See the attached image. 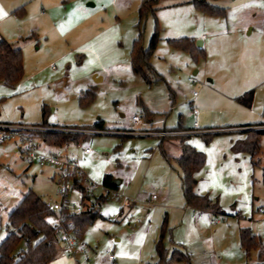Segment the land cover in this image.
I'll return each instance as SVG.
<instances>
[{"label":"rangeland","instance_id":"obj_1","mask_svg":"<svg viewBox=\"0 0 264 264\" xmlns=\"http://www.w3.org/2000/svg\"><path fill=\"white\" fill-rule=\"evenodd\" d=\"M125 1L108 0L109 15L104 25L116 31L113 26L118 24L121 34L116 44L111 39L106 43L108 59L112 60L106 65L95 59L85 65L87 58L82 51L72 53V59L59 56L63 53L57 51L58 46L73 49L80 43L78 39L57 42L51 53L44 41L28 43L23 51L22 85L14 90L0 84V99L4 97L0 100V119L39 123L47 106L51 122L89 125L101 118L107 127L119 129L110 130L116 133H95L79 126L73 133L80 135L81 144L68 149L95 182L103 183L106 173L122 178L120 190L135 203L126 205L123 199L113 197L99 207L101 216L85 233L90 260L84 264H112L105 255L110 246L114 247L117 264H155L156 242L164 220V244L170 255L174 248L190 255V261L172 264L252 263L255 254L250 258L245 254L237 231L250 226L264 238V134L257 165L243 154L238 162L230 159L228 142L223 139L206 144L202 137L193 138L192 144L208 159L197 190L214 197L228 212L234 208L239 213L221 216L186 205L181 169L175 159L179 151L176 144L192 134L172 127L180 117L185 126L193 127L198 120L202 128L264 121V0H210L226 9L224 15H211L190 0H158L155 13L149 11L140 27L141 0ZM157 28L159 39L151 63L164 80L149 84L133 71L131 50L141 32L142 45L148 48ZM194 36L202 40L196 57L169 42ZM90 69L104 80L95 83ZM190 77L197 82H190ZM89 84L95 85L94 99L81 102ZM249 88L255 90L252 108L236 100ZM194 105L200 111L198 116L191 113ZM147 110L155 114L148 113L146 118ZM133 115L140 117L138 124L133 122ZM164 126L179 133L165 138L129 133L159 132L166 130ZM254 129L258 128L246 130ZM162 140L169 161L160 148ZM15 146L13 142L0 143V241L8 233V214L29 189L46 201L62 199L52 178L53 169L27 164ZM87 146L90 154L84 153ZM153 194L159 198L153 200ZM69 199L80 203V190L74 188ZM49 220L52 224L57 221Z\"/></svg>","mask_w":264,"mask_h":264},{"label":"trees","instance_id":"obj_2","mask_svg":"<svg viewBox=\"0 0 264 264\" xmlns=\"http://www.w3.org/2000/svg\"><path fill=\"white\" fill-rule=\"evenodd\" d=\"M158 0H142L139 8L140 27L142 19L149 11L157 8L154 5ZM197 7L203 9L211 15H224L226 9L216 5L210 0H190ZM142 32L135 39L131 50V65L135 73L142 75L149 84L164 80L151 63V57L158 44L159 32L158 28L154 32L150 45L144 48L142 45ZM169 42L183 50L189 51L194 57L199 50L196 47L194 39L185 37L182 39H173ZM25 68L23 62V50L21 46L4 38L0 39V82L15 87L24 78ZM95 91L89 89L86 94L81 96V102H88L94 99ZM254 99V90H250L240 96L238 100L251 106ZM48 108L43 107V123H46ZM152 112H147V114ZM102 122H97L92 126L95 130H105ZM182 126H177L176 130ZM264 134L263 129L250 130L246 139L236 142L233 145L235 151L245 149L251 154L253 164H259L257 156L261 152V138ZM46 141L56 145H62L68 141L77 140L80 135L78 133L64 132L62 130H46L36 134ZM190 135L183 136L180 139L181 156L176 158L181 169V181L186 204L192 208L212 212L213 214L224 213L218 200H213L208 194H199L196 192L198 184L197 173L205 166L207 156L206 153L198 150L189 143ZM208 141V140H207ZM164 157L170 160L167 150L161 147ZM104 182L113 185L112 176L105 175ZM104 200L105 197L96 198V200ZM95 200V201H96ZM85 210L80 213H71L62 211L64 216V224L66 227L74 230L76 236L81 238L88 226L92 225L99 218V210L95 204L85 202ZM59 216V212L50 211L47 207V201L39 196L34 190L29 189L14 208L8 214V233L7 236L0 241V264H51L61 254L62 246L59 237L56 235L57 224H52L50 217ZM71 225V226H70ZM167 230L166 222L163 225L161 235L156 243V251L158 260L156 264H171L173 261H189V255L182 250L176 248L170 255L168 248L164 244V236ZM241 246L248 257L252 251H257V261L249 264H264V238L253 232L250 227L240 228ZM24 247L19 249V246Z\"/></svg>","mask_w":264,"mask_h":264},{"label":"crops","instance_id":"obj_3","mask_svg":"<svg viewBox=\"0 0 264 264\" xmlns=\"http://www.w3.org/2000/svg\"><path fill=\"white\" fill-rule=\"evenodd\" d=\"M129 1H131V0H126L124 3L128 4ZM141 2H142V0H141ZM132 3H133V1H132ZM107 5H108V0H0V39L4 38L8 41L14 42L15 44L21 46L23 51H25V46H27L28 43L37 42L38 43L37 45H39L40 43H42V41H44L46 43L45 49L47 51H50L49 53L56 50V48L58 46L57 42H59V41L68 42L71 39H76V40L78 39V41L80 43H78L75 46V48H73V49L69 50L67 46L66 47H59L58 46L59 50H57V51H59L60 53H63L59 56H62V58L72 59V58H74L72 53H75L76 51H82V52H85L84 54H85V57L87 58L85 60V65L87 63H90V61L94 60V59L96 60L97 63H104L106 65L110 61H112V60L108 59V51H107L106 43H108V40L111 39V41L114 40L113 43L116 44L117 39L119 38V35L121 34L118 24H114V26H113L116 31L111 30V31H114V33H112L110 30H108V27L104 25L106 22V19H107V15H109ZM140 5H141V3H140ZM140 5H139V8H140ZM138 13H139V9H138ZM77 36H78V38H77ZM192 39H194V42H196L198 40L201 41L200 45L202 46L201 37L196 38L194 36V38H192ZM195 45H196V43H195ZM196 47H198V46L196 45ZM198 48L200 49L201 47H198ZM85 68H88V67L86 66ZM89 71L93 74V78H94L95 83L102 82L104 80V76L100 75L99 72L93 71V69H90ZM1 83L2 82H0V84ZM21 85H22V81L18 85H16L15 87H13V88L11 87V88L14 90L15 89L18 90V88ZM94 87H95L94 84H89V87L86 88L87 89L86 92L89 89L93 90ZM250 90H254V89L249 88L243 94L236 97V100L239 103H241L238 100V98ZM82 94H84V90H83ZM3 99H4V97H2L0 100H3ZM254 100H255V90H254V99H253L252 105L247 106L243 103H241V104L246 106L247 108H252L253 104H254ZM193 101H191V102H193ZM116 106H118V105H116ZM194 107H197V106H195V105L192 106V110ZM147 112H150V111L147 110L145 112V117L147 116ZM152 113L155 114L154 112H152ZM191 113L194 116H198L200 111L197 114H194L193 111ZM47 118H48V112H47ZM47 118H46V120H47L46 123H43V121H41L39 123H29V124H34V125H42L43 124L44 126H47V127H57V128H59V127L60 128H63V127L77 128L79 126H83V127H89L92 129V126L94 124H96L97 122H102L103 128L105 130H119V129L107 127L105 121L101 118H98V120L96 122H94L93 124H89V125H87V124H82V125L60 124V123L51 122ZM43 120H44V118H43ZM196 121H198V120H196ZM9 122H13V121H9ZM138 123H135V124H138ZM198 123H199V121H198ZM179 125L182 126V128L178 129V130H184L186 132L187 131H194V133H189V134H192V135H190L191 137L189 139V143L191 145H193L192 142H193L194 137H202V139L206 142V144L212 143L214 139L216 140V143H219L220 139H223L226 142H228V155H229L230 159L236 160L238 162L239 161L238 157H240L243 154V157L247 158V156H248V159L253 164V160H252L251 154L249 152H247L245 149H243L241 151H235L233 149V145L236 142H239V141L247 138V136H248V131L246 130L247 128H253L254 127V128H258V129H263L264 128V121L261 120V121H257V122L242 123V124H237V125L231 124V125H226V126H210V127H205V128H202L200 123H199V128H196L194 124H193V127L185 126L183 121H182V118L180 117L178 124L172 128H177V126H179ZM167 128L168 127L164 126V129H166L168 132L173 133L170 129H167ZM64 132H70V131H64ZM175 132H178V131H175ZM227 134H230V135H227ZM150 135H156V136H160L162 138H165V137H175V135H177V134H169L167 136L166 135L162 136V135L153 133ZM37 138H38L41 150H43L45 152H54L56 150H62L69 157H75V156L71 155L68 152V149L73 144L80 145L81 140H82L79 137L77 140L68 141L66 143H63L62 145H56V144H53L52 142L46 141L45 139H43L39 135L37 136ZM13 143L16 145L15 146L16 151H18L17 143H15V142H13ZM162 145H163V140L160 142V148L162 147ZM176 145H177L179 151L177 153V156H175V159L178 158L179 156H181V153H182L180 141ZM87 147H89V146H87ZM85 148H84L85 154H90L92 152V150H91L89 153H87L85 151ZM261 151H262V145H261ZM207 161H208V159L206 160L205 166L196 175L198 178V184L196 186V192L199 194H203V192L200 190H197V188H198L199 183L203 180L202 174H203V172L207 166ZM259 162H261V158H259ZM52 171L54 172V170H52ZM107 174H110L112 176V182H113V185H110V184H108V185L113 186V187L120 190V185L122 183H124V180L122 178H117L114 174L106 173L105 175H107ZM105 175H104V178H105ZM180 177H181V175H180ZM52 178L55 180V178L53 177V173H52ZM104 178H103V183H105ZM263 182H264V173H263ZM181 184H182V181H181ZM76 188H78V187H76ZM182 191H183V188H182ZM82 196L83 195L81 193V197ZM183 196H184V193H183ZM210 197L213 200H215L214 197H212V196H210ZM158 198L159 197L157 196V198L153 199V200H157ZM107 199L108 198H106L104 200H102V199L96 200V198L95 199L92 198V199L85 201V202H88V204L94 203L95 207L99 210V213H100L99 207L102 206V204L105 203L107 201ZM117 199H121V198H117ZM124 203L126 205H134L135 204L134 201L132 202L130 199H127ZM185 203H186V201H185ZM223 211H224V213L216 214V215L226 216V215L233 214V215L239 216L238 211L235 210L234 208L230 212H228L225 209H223ZM209 213H212V212H209ZM262 215H263V221H264V214L262 213ZM100 216H101V214H100ZM51 218H56V217L52 216ZM56 220H57V218H56ZM165 222H166V220H164V223ZM56 223H57V221L55 222V224ZM164 223H163V225H164ZM216 223H220V222L218 221ZM88 227H87V229H88ZM241 227H250V226H241ZM240 228L238 229L237 234L239 236V242H240V246H241ZM250 228L252 229V227H250ZM87 229H86V231H87ZM86 231H85V233H86ZM85 233L83 234V236L81 238H78V239H79L80 244L86 248L87 254L90 257V254H89V252H90L89 247L90 246L85 241ZM60 244L62 246L61 254L57 257V259L52 261L51 264H67L68 262H70V264H71V261L75 262L74 259H72L71 257L68 258L66 256V253L64 251V247H63L62 243H60ZM241 248H242V246H241ZM174 249H176V248H174ZM114 252H115V250H114ZM253 252L255 254L256 260H254L252 263L257 261V251L256 250L252 251L251 254H253ZM169 253H170V251H169ZM78 259L81 260L82 264H84L86 262L84 260V255H80ZM183 261H187V260H183ZM189 261H190V255H189ZM156 262H155V264H156ZM174 262H181V261H173L172 263H174Z\"/></svg>","mask_w":264,"mask_h":264},{"label":"built area","instance_id":"obj_4","mask_svg":"<svg viewBox=\"0 0 264 264\" xmlns=\"http://www.w3.org/2000/svg\"><path fill=\"white\" fill-rule=\"evenodd\" d=\"M189 81L195 83L197 80L190 77ZM198 95L195 92V97ZM193 113L197 114L199 109L197 107L193 108ZM134 123L140 121L138 115L132 117ZM196 128H199L198 121L194 123ZM63 130L74 132V128H57V127H47L42 125L25 124L19 122H9L0 119V143L5 142H15L18 145V151L24 156L27 164H37L40 167L50 166L53 168V177L55 178L57 184L60 188V193L62 199L59 201H48L47 207L50 211L59 212L57 217V229L56 235L59 237L60 242L64 247V251L67 256L74 259V264H82L79 260L80 255H84V260L87 262L90 260L87 250L79 242L74 230L66 227L64 224V216L62 211H68L71 213H80L85 210V201L92 198L105 197V198H121L123 200L130 199L128 196L124 195L119 189L110 186L106 183H98L92 180L82 169L80 162L75 157H69L62 150H56L54 152H45L41 150L36 132L46 131V130ZM95 133H115L110 130H95ZM168 132L162 130L159 132H148V131H131L130 134L148 135V134H159V135H169L178 134L179 132L172 131ZM187 133H194V131H187ZM85 151L89 153L91 151L90 147H86ZM78 187L82 193V200L80 203H74L69 199L70 192ZM152 199H156L157 195L153 194ZM261 212L264 214V207L261 208ZM118 215H114L117 217ZM215 221L219 220L215 218ZM71 226V225H70ZM105 255L112 262V264H117L116 255L114 248L112 246L107 247L105 250Z\"/></svg>","mask_w":264,"mask_h":264},{"label":"water","instance_id":"obj_5","mask_svg":"<svg viewBox=\"0 0 264 264\" xmlns=\"http://www.w3.org/2000/svg\"><path fill=\"white\" fill-rule=\"evenodd\" d=\"M200 43H201V41L198 40L196 45H197L198 47H201Z\"/></svg>","mask_w":264,"mask_h":264}]
</instances>
